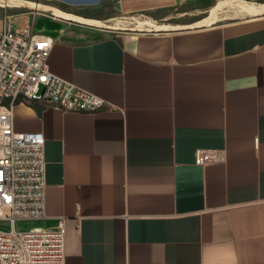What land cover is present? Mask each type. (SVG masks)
<instances>
[{"label": "crops", "instance_id": "crops-1", "mask_svg": "<svg viewBox=\"0 0 264 264\" xmlns=\"http://www.w3.org/2000/svg\"><path fill=\"white\" fill-rule=\"evenodd\" d=\"M113 1L116 26L0 0V28L52 35L50 70L107 102L15 105V130L45 140L31 228L65 218V264H264V2ZM201 148L219 159L198 164Z\"/></svg>", "mask_w": 264, "mask_h": 264}, {"label": "built area", "instance_id": "built-area-1", "mask_svg": "<svg viewBox=\"0 0 264 264\" xmlns=\"http://www.w3.org/2000/svg\"><path fill=\"white\" fill-rule=\"evenodd\" d=\"M55 38L33 23L0 28V264H65V218L52 227L20 229L18 220L46 215L45 140L42 133L14 127L18 102H38L65 110L94 111L107 102L52 72L48 65ZM196 162L219 156L197 149Z\"/></svg>", "mask_w": 264, "mask_h": 264}, {"label": "rangeland", "instance_id": "rangeland-1", "mask_svg": "<svg viewBox=\"0 0 264 264\" xmlns=\"http://www.w3.org/2000/svg\"><path fill=\"white\" fill-rule=\"evenodd\" d=\"M15 0H9V2L13 3ZM17 2H19V6L15 7L17 12H30V11H35L36 9H32L31 7H29V5H32L33 2L36 3H44L46 6L42 7V5H40L39 8H46L47 10L45 11V13L50 14L52 11L58 10V9H66L69 11H76L75 13L81 14L87 18L90 19H97L99 22L98 24H108V25H114L116 26V22L119 20V18H115V19H111L112 16L117 15L118 16V10L116 8V4L113 0H110L107 4L102 5V6H98L96 8H91V9H81V10H74L72 8H67V7H63L60 6L59 4H56L55 2H52L51 0H16ZM29 1V2H28ZM250 2H264V0H248ZM25 2V3H24ZM233 0H229V1H225V4L227 3V5H225L223 8H221V12L223 10H228L232 7L233 5ZM5 4V3H4ZM41 10V9H39ZM4 12H8V9H4L2 10L0 8V14H3ZM42 12V11H40ZM44 12V11H43ZM42 12V13H43ZM223 14V13H222ZM221 14V16H222ZM223 16H228V13H225ZM219 17V16H216ZM18 21L23 22L25 21V18H21ZM101 21V22H100ZM177 23V25H182L185 23H188L187 21H178L175 22ZM190 23V22H189ZM118 24V23H117ZM35 220H18L17 221V227L20 229H30L31 226H33V222Z\"/></svg>", "mask_w": 264, "mask_h": 264}, {"label": "bare ground", "instance_id": "bare-ground-1", "mask_svg": "<svg viewBox=\"0 0 264 264\" xmlns=\"http://www.w3.org/2000/svg\"><path fill=\"white\" fill-rule=\"evenodd\" d=\"M23 1V0H22ZM29 2V1H28ZM25 3V2H24ZM17 4V3H16ZM33 4H34V2H33ZM37 5V4H36ZM30 7V6H29ZM43 7V6H42ZM55 12V14H59V15H65V16H69V17H72L71 15H69V14H66V13H61V12H58V11H54ZM80 20H83V21H87V22H92V23H98L99 21H93V20H88V19H82V18H80ZM101 22V21H100Z\"/></svg>", "mask_w": 264, "mask_h": 264}, {"label": "trees", "instance_id": "trees-1", "mask_svg": "<svg viewBox=\"0 0 264 264\" xmlns=\"http://www.w3.org/2000/svg\"><path fill=\"white\" fill-rule=\"evenodd\" d=\"M29 105H31V106H36V108L39 110V112H40L41 109H42V106L36 105V102H35V101L29 102Z\"/></svg>", "mask_w": 264, "mask_h": 264}]
</instances>
